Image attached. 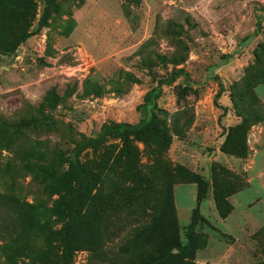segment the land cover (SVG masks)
Returning <instances> with one entry per match:
<instances>
[{"label":"rangeland","instance_id":"rangeland-1","mask_svg":"<svg viewBox=\"0 0 264 264\" xmlns=\"http://www.w3.org/2000/svg\"><path fill=\"white\" fill-rule=\"evenodd\" d=\"M259 7L264 0H54L40 23L45 0H0L5 48L0 123L10 127L0 129V195L16 201L26 217L19 255L0 253V264H60L51 233L62 221L51 209L61 195L55 179L75 144L103 123L137 122L135 108L144 94L179 68L196 85L186 88L179 79L162 87L157 127L165 142L132 139L136 156L126 163L123 158L114 163L119 145L111 139L108 153L80 155L99 176L89 212L95 218L102 208L100 226L108 228L109 237L104 255L76 249L69 264L124 263L119 246L127 226L146 222L143 212L164 213L167 189L183 243L196 208V177L207 183L196 209L206 223L194 231L193 264H263L264 13ZM255 16L261 20L259 34L242 41L253 31ZM24 32L32 35L21 42ZM223 55L232 57L215 68ZM241 120L250 124L243 141L242 134L239 139L231 132ZM107 158L100 171L97 162ZM126 169H136L138 178L123 175ZM214 192L224 200V217ZM130 206L138 217L125 214Z\"/></svg>","mask_w":264,"mask_h":264},{"label":"trees","instance_id":"trees-1","mask_svg":"<svg viewBox=\"0 0 264 264\" xmlns=\"http://www.w3.org/2000/svg\"><path fill=\"white\" fill-rule=\"evenodd\" d=\"M54 0H45V8L39 22H43L46 17L47 9L52 5ZM25 9V8H24ZM257 11L264 13V7H259ZM261 26L260 16H255L254 28L251 34L242 39L248 40L250 37H255L259 34ZM32 33L24 32L19 41H25ZM2 38V36H0ZM5 52V48L0 45V53ZM231 55H223L220 61L214 65L219 68L225 65ZM221 88V83L216 75L211 77ZM181 80L184 87H192L196 83L192 82L188 73L183 69H175L165 77L159 78L154 87L147 91L142 101L136 106L135 110L138 113V120L135 123L113 122L109 121L101 124L98 131L82 137L74 146L71 154V160L68 162L63 173L55 179L56 187L61 191V195L51 209L52 215L61 220L60 228L51 233L57 239L60 248V264H69L72 252L76 249L92 251L100 255H104L102 250L103 242L108 239V228L102 229L100 219L102 216V208L98 207L95 212V218H92L90 202L93 196L91 195L93 188V180L98 179L95 172L89 171L80 160V155L85 151L102 150V155L109 152L110 147L107 145L109 139L116 140L119 148L115 157L114 163H118L122 158L124 162L136 156V149L132 146V139L144 142L149 138L165 142L166 136L162 134L157 127L159 123L157 117L156 100L162 92V87L170 86L176 80ZM250 93L251 90H249ZM248 97L254 98L252 94ZM257 119V118H256ZM257 121V120H254ZM249 122L241 120V122L231 128V132H236L237 136H242L244 140V132L249 126ZM17 127H20L18 125ZM7 128L6 125L0 123V129ZM231 132L226 134V137H231ZM235 146H238L237 144ZM223 151V150H222ZM233 153V152H232ZM107 160H100L97 164L100 165V171L106 168ZM123 175L130 176L131 179L138 178L136 169H126L122 172ZM99 177V176H98ZM196 196L195 205L191 220L188 226L184 229V242L181 243L177 236V224L170 204V195L167 189L164 213L143 212L147 221L141 224H130L127 229V238L124 243L119 246V253L123 255L124 263L116 261L112 264H193V255L196 250L195 245V229L199 223L206 221L197 214V206L203 200L207 189V183L201 179L195 178ZM161 195V193H158ZM214 201L218 213L224 217V200L221 196L214 192ZM0 253L4 257L11 258L19 255V247L25 236V211L11 198L0 195ZM127 216H137L138 210L131 206L127 208ZM164 214L166 216L164 217ZM141 216V215H139ZM138 217V216H137ZM129 223V222H126ZM23 247V246H22ZM262 264V263H261ZM264 264V263H263Z\"/></svg>","mask_w":264,"mask_h":264}]
</instances>
